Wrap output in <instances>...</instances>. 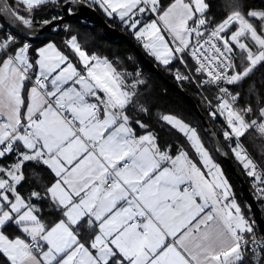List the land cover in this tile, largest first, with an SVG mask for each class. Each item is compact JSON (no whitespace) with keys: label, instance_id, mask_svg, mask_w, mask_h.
Here are the masks:
<instances>
[{"label":"snow or ice","instance_id":"1","mask_svg":"<svg viewBox=\"0 0 264 264\" xmlns=\"http://www.w3.org/2000/svg\"><path fill=\"white\" fill-rule=\"evenodd\" d=\"M14 3H0V12L29 29L37 13L62 6L71 12L64 0ZM92 3L115 15L161 64L188 69L194 62L188 70L200 74L199 85L218 90L211 114L225 117L224 138L264 185V171L241 142L251 132L264 139V106L258 114L240 106V89L264 67V9L238 4L209 29L206 0ZM65 44L75 61L55 43L32 49L11 32L0 35V256L7 264H244V234L253 226L197 131L162 117L187 138L193 155L173 154L152 133L138 134L147 125L131 113L144 81L129 83L131 73L90 55L74 35ZM175 78L192 80L179 69ZM29 165L45 166L53 180L24 196ZM258 191L264 197V187ZM41 205L59 218L47 221Z\"/></svg>","mask_w":264,"mask_h":264},{"label":"trees","instance_id":"2","mask_svg":"<svg viewBox=\"0 0 264 264\" xmlns=\"http://www.w3.org/2000/svg\"><path fill=\"white\" fill-rule=\"evenodd\" d=\"M82 1H87L91 4V6L94 7L103 17V19H105L109 26L128 35L142 50V52L155 63L158 71L149 70L143 65L139 54L134 50L130 41L123 39L112 41L104 34L102 27L99 25H84L78 18L63 23L60 33L56 35L48 34L43 39L32 42L27 40L24 36L11 31L0 16V35L5 32H11V34L16 36L17 40L22 43H32V49H38L43 44L52 41L61 51H63L66 55H69L75 61V55L65 44V41L74 35L77 37L81 47L90 55L95 54L97 56L105 57L111 61L118 70L131 73V76L128 78L129 83H131L134 79L144 81L143 84L137 86V95L134 98L136 106L132 109L131 115L134 119H139L143 124L147 125V129L137 127V133H152L157 138L161 148H170L173 154H177L178 150L183 149L188 151L190 155H193V149L190 147L187 138L162 117L166 115L178 116V118L189 124L191 128L198 131L203 144L210 151L211 156L215 158L216 162L220 164L229 184L232 185L237 201L240 202V205L244 209L243 211H245V215L249 218V221L253 226L254 232L248 233L247 235L249 237L255 235L261 238L255 226L252 212L245 203L241 186L231 176L224 161L217 153L215 145L197 118L192 106L181 92V90H183L190 95L197 102L204 115L209 119L211 125L219 136V139L228 151L233 163L244 180L247 182L252 194L256 197L264 213V207L261 204V201L257 198V187H255L254 184V177L247 174L243 165L232 152L234 143L226 140L223 136V132L227 129L226 120L218 114L215 117L211 114L217 110L218 105L215 101V89L207 85H199L198 81L201 78L200 75L188 70L194 67L190 61H188V69L177 61H173V63L168 66L161 64L148 53V51L143 47L142 42L135 37L132 31L125 27L115 16H107L103 10L93 4L90 0ZM8 2L13 8L16 7L14 0H8ZM206 2L210 4L209 29L219 24L227 17V15L236 10L238 4L244 5V8L241 9L243 11H246L248 7L264 9V0H206ZM52 16L62 17V7L52 8L46 12L37 13L35 21L42 22V19H51ZM139 67H141V74L137 75ZM176 68H179L182 74L192 77V80H177L175 78ZM172 84H175L176 87L173 88ZM250 85L254 89L251 93L248 91ZM179 88L181 90H179ZM240 91L242 95L240 106L250 105L253 107L254 113L258 114L259 107L264 106V67H257ZM209 101H211V103H209ZM257 101H259V103H257ZM140 107L147 109V111H140ZM252 118H255V116ZM241 142L247 150L249 156L258 165V171H264V142L261 138L256 132H251L250 134L246 133L245 137L241 138ZM231 143L233 144L231 145ZM25 174L26 182L23 187H21L23 193H29L33 189L42 192L44 186L53 180L51 172L43 165H29L25 169ZM262 179H264V177H262ZM41 206L43 207V205ZM43 216L49 222L55 221L59 218V214L51 206L43 207ZM88 231L89 227L85 224L81 229V233L85 234ZM0 264H7L6 259L2 256H0Z\"/></svg>","mask_w":264,"mask_h":264},{"label":"water","instance_id":"3","mask_svg":"<svg viewBox=\"0 0 264 264\" xmlns=\"http://www.w3.org/2000/svg\"><path fill=\"white\" fill-rule=\"evenodd\" d=\"M0 3H6L8 5V0H0ZM64 3L67 7L71 9L74 8L75 11L71 10L68 12L65 10V7L62 6V19L56 20L53 22L52 25H44L42 22L34 21V27L29 29L23 26L19 21H17L14 17L7 13L0 12V16L3 21L7 24V26L13 31L22 36L26 39L31 41H39L46 37L48 34L56 35L60 33L61 24L66 21L74 20L76 18L80 19L84 25H99L103 28V32L107 35L112 41H116L117 39H123L126 41H130L131 45L133 46L134 50L139 54L141 62L145 67L152 71H158L157 66L153 61H151L143 52L142 50L136 45V43L125 33L121 32L120 30L113 28L108 25V23L103 19V17L99 14V12L91 6L86 1L77 0L74 4H69L68 0H64ZM172 87H176L175 84H172ZM179 90H181L179 88ZM183 96L187 99V101L192 106L194 112L198 115L200 122L202 123L203 127L205 128L208 136L211 138L213 144L216 147L217 153L224 161L226 167L228 168L231 176L235 179V181L241 186L242 193L245 199V203L247 204L248 208L252 212L255 226L257 228L258 233L261 236V239L264 243V213L253 196L247 182L244 180L242 175L239 173L238 169L236 168L235 164L233 163L228 151L224 147L223 143L219 139L216 131L212 127L209 119L204 115L201 111L197 102L186 92L181 90Z\"/></svg>","mask_w":264,"mask_h":264},{"label":"built area","instance_id":"4","mask_svg":"<svg viewBox=\"0 0 264 264\" xmlns=\"http://www.w3.org/2000/svg\"><path fill=\"white\" fill-rule=\"evenodd\" d=\"M99 57H101V56H99ZM189 61L194 64L193 61H191V60H189ZM177 69H179V68H176L175 71ZM138 74H141V67L138 68ZM198 75H200V74H198ZM204 78H206V77H204ZM212 87L215 89V101L218 104L219 101L216 98L217 94H218V90L214 86H212ZM261 140L264 142V139H261ZM260 200H261L262 205L264 207V197L261 196V193H260ZM244 235H245V239L248 241L247 245L245 247H243V249H242L243 253H244V263L264 264V243H263L262 239L258 236H255V235H252L250 237L247 236L246 234H244ZM254 241H259L260 243L257 244Z\"/></svg>","mask_w":264,"mask_h":264},{"label":"rangeland","instance_id":"5","mask_svg":"<svg viewBox=\"0 0 264 264\" xmlns=\"http://www.w3.org/2000/svg\"><path fill=\"white\" fill-rule=\"evenodd\" d=\"M71 10H73V11H75V9L74 8H72ZM77 19V18H76ZM101 27V26H100ZM102 58H105V57H102ZM192 63V62H191ZM192 65H194L193 63H192ZM218 115H219V113H218ZM166 116H172V117H174V118H176V119H179L180 121H182L183 123H185V124H187L185 121H183L182 119H180V118H178V116H173V115H166ZM196 116H197V118H198V115L196 114ZM220 117H223L224 119H225V117L224 116H222V115H219ZM199 119V118H198ZM226 120V119H225ZM200 121V120H199ZM201 123V122H200ZM202 124V123H201ZM189 127H191L189 124H187ZM213 127V126H212ZM194 129V128H193ZM197 129V128H196ZM205 129V128H204ZM197 133H198V131H197ZM198 135H199V133H198ZM200 137V136H199ZM201 139V138H200ZM211 139V138H210ZM202 141V140H201ZM212 141V140H211ZM203 143V142H202ZM233 143H231V145H232ZM205 146V145H204ZM234 146V145H233ZM205 148H206V146H205ZM207 149V148H206ZM208 150V149H207ZM209 151V150H208ZM209 153H210V151H209ZM211 155V154H210ZM212 157V160H213V162L214 163H216L218 166H219V168L221 169V171L223 172V170H222V168H221V166H220V164L218 163V162H216V160H215V158L213 157V156H211ZM223 175H224V173H223ZM224 177L227 179V177L224 175ZM228 181V180H227ZM229 183V182H228ZM254 184H255V187H257V195H258V200H260V192L258 191V188H260V187H264L263 185H261L259 182H254ZM230 186H231V191H232V193L234 194V191H233V189H232V185L231 184H229ZM234 196H235V194H234ZM254 196V195H253ZM255 197V196H254ZM237 197H235V200H236V202L238 203L239 201H237V199H236ZM255 199H256V197H255ZM257 200V199H256ZM261 201V200H260ZM258 202V201H257ZM261 204H262V202H261ZM238 205L240 206V208L242 209V212H243V214H244V216H245V218L249 221V218H247V216L245 215V211H243L244 209H243V207L240 205V202L238 203ZM247 205V204H246ZM250 222V221H249ZM246 234V233H245Z\"/></svg>","mask_w":264,"mask_h":264},{"label":"crops","instance_id":"6","mask_svg":"<svg viewBox=\"0 0 264 264\" xmlns=\"http://www.w3.org/2000/svg\"><path fill=\"white\" fill-rule=\"evenodd\" d=\"M90 1H92V0H90ZM114 16H115V15H114ZM117 19H118V18H117ZM118 20H119V19H118ZM119 21H120V20H119ZM120 22H121V21H120ZM48 43H54V42H52V41H51V42H47L46 44H43V45L40 46L39 48L46 46ZM142 44H143V43H142ZM39 48H38V49H39ZM147 51H148V50H147ZM148 53H149V51H148ZM149 54H150V53H149ZM150 55H151V54H150ZM151 56H152V55H151ZM154 58H155V57H154ZM155 59H156V58H155ZM157 61H158V60H157ZM158 62H159V61H158ZM33 190H35V189H33ZM33 190H31V191H33ZM35 191H36V190H35ZM20 192H21V194L24 195V196H27V195L30 193V192H29V193H28V192H27V193H23L22 190H21V188H20ZM246 234H248V233H246Z\"/></svg>","mask_w":264,"mask_h":264},{"label":"bare ground","instance_id":"7","mask_svg":"<svg viewBox=\"0 0 264 264\" xmlns=\"http://www.w3.org/2000/svg\"><path fill=\"white\" fill-rule=\"evenodd\" d=\"M87 2V1H86ZM67 22V21H66ZM63 23H65V22H63ZM63 23L61 24V29H62V25H63ZM66 28V27H65ZM61 29H60V31H61ZM11 30V29H10ZM12 31V30H11ZM16 33V32H15ZM28 40V39H27ZM29 41H31V40H29ZM32 42H35V41H32ZM31 46L33 45L32 43H30V42H28Z\"/></svg>","mask_w":264,"mask_h":264}]
</instances>
